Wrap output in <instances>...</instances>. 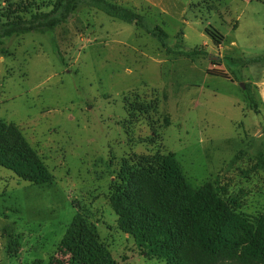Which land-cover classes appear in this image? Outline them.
I'll list each match as a JSON object with an SVG mask.
<instances>
[{
	"label": "rangeland",
	"instance_id": "rangeland-1",
	"mask_svg": "<svg viewBox=\"0 0 264 264\" xmlns=\"http://www.w3.org/2000/svg\"><path fill=\"white\" fill-rule=\"evenodd\" d=\"M109 1L142 25L82 3L54 30L4 39L0 120L54 179L37 185L0 167V264H67L59 248L81 219L105 264H168L118 228L110 202L122 165L159 150L192 187L214 183L239 212L264 214V0ZM54 2L0 0V22Z\"/></svg>",
	"mask_w": 264,
	"mask_h": 264
},
{
	"label": "trees",
	"instance_id": "trees-1",
	"mask_svg": "<svg viewBox=\"0 0 264 264\" xmlns=\"http://www.w3.org/2000/svg\"><path fill=\"white\" fill-rule=\"evenodd\" d=\"M82 3L142 25L139 12L109 0H55L49 12L0 22V51L7 37L54 30ZM206 30L216 44L221 43V35ZM131 159L118 172L110 202L118 228L144 254L165 258L168 264H264V214L251 217L239 212L235 200L214 183L192 187L172 152L159 150ZM0 167L37 185L54 179L21 130L4 120H0ZM59 250L70 255L67 264H105L95 227L84 219L72 224ZM32 264L43 263L34 260Z\"/></svg>",
	"mask_w": 264,
	"mask_h": 264
}]
</instances>
